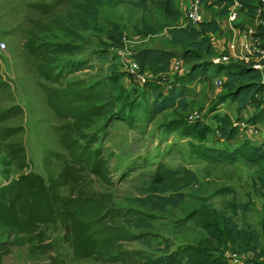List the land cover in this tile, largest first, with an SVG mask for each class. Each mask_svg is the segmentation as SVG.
<instances>
[{"label": "rangeland", "instance_id": "rangeland-1", "mask_svg": "<svg viewBox=\"0 0 264 264\" xmlns=\"http://www.w3.org/2000/svg\"><path fill=\"white\" fill-rule=\"evenodd\" d=\"M191 2L175 0L173 19L152 4L144 9L130 0H0V264H138L169 251L184 254L180 264H197L187 261L189 247L223 258L236 251L240 264L264 261V161H213L200 147L261 140L264 120L255 121L254 132L242 130L227 141L214 114L249 118L260 111L263 97L238 110L223 84L194 77L185 107L154 112L150 88L129 70L139 47L181 49L170 42L168 28L187 23ZM200 6L205 16L224 15L222 0ZM241 18L242 30L252 16L242 9ZM115 25L122 44L111 38ZM230 36L221 27L212 36L214 53L203 57L238 61L227 50ZM58 43L72 50L55 52ZM77 61L82 67L72 69ZM46 68L52 77L43 73ZM187 68L175 58L168 71L141 72L162 78ZM261 70L264 76V62ZM75 81L100 91L101 105L77 130L72 117L57 115L47 99L50 89ZM159 166L188 168L177 176L189 183L166 191L183 194L176 205L144 201ZM41 189L53 201L51 217L26 204ZM79 199L100 205L93 227L82 228L107 236L96 239L93 249L80 247L74 236L68 208Z\"/></svg>", "mask_w": 264, "mask_h": 264}, {"label": "trees", "instance_id": "trees-1", "mask_svg": "<svg viewBox=\"0 0 264 264\" xmlns=\"http://www.w3.org/2000/svg\"><path fill=\"white\" fill-rule=\"evenodd\" d=\"M198 1L200 4L206 2L207 5L211 6L220 0ZM222 1L225 3V6H223L221 12L226 13L232 0ZM130 2L144 9L148 8L149 4H152L163 10L171 18L176 19L178 17L175 0H130ZM240 2L241 10L246 9L248 15L252 16L256 0H240ZM220 30V22L214 17L201 19L196 24L187 22L185 25H173L168 28L169 39L173 45L180 46V50L157 46H143L134 50L132 56L140 71L145 68L168 71L171 61L175 58L188 63V68L183 72L162 78H146L145 83L153 95L152 110L154 112H161L176 105L185 107L189 83L194 77L204 80L212 78L215 75L222 76V84L227 88L225 97L235 101L238 110L246 108L257 97H262L264 76L260 68L252 66L250 62L243 59L230 62H213L209 58L203 57L202 53L209 55L214 53L215 46L212 36ZM111 38L118 44H122L116 25L113 27ZM262 45H264V40L262 41ZM52 49L55 52H69L72 50L64 43H58ZM72 67V69L81 68L82 63L77 61L74 65L72 63ZM43 71L44 74H47V68ZM47 75L52 77V74ZM114 81L118 83L117 78ZM99 95L100 91H97L92 86L80 85L79 81H75L68 86L50 89L47 93V99L57 115L72 117L73 120L70 125L77 130L87 125L91 117L99 113L101 105L96 103ZM214 117L218 122L220 137L224 140L232 141L239 137L241 131L244 130L240 125V121L244 120L245 122L255 124V121L264 120V102L260 111L249 118H236L232 120L226 114H214ZM200 147L202 155L213 161L233 162L239 157H243L245 160L253 163L264 161V137L257 142H251L247 138H244L240 143L231 148L207 144H203ZM181 171H188V168L179 167L173 169L165 166L157 167L150 181L151 191L144 198V201L146 203L151 202L153 207H163L165 204L176 205L181 201L183 199L181 192L166 194V191L169 189L178 190L189 183L188 181L185 183L180 182L183 176H177V174ZM261 187L264 188V177L261 178ZM45 193L42 189L36 190L32 193L35 195L34 203L26 200V204L36 210H43L47 217H51L55 213L52 207L53 201ZM261 195L264 197L263 191H261ZM39 199H42L43 203H37ZM69 207L68 211H70L74 236L79 246H87L89 249H93L94 245L92 243L101 237V232L96 230L95 235H92L90 232L87 234L86 230L82 231V228L93 227L92 222L95 218L101 216L102 213L96 215L100 209L99 203L81 201L79 199L70 203ZM227 225L230 229L236 231L237 225L231 218H227ZM132 236L129 235V237ZM106 237L100 239L105 240ZM252 237L256 240L253 234ZM81 251H87V249L81 248ZM185 252L188 255L187 261L189 262L197 264H230L226 258L218 254L197 252L192 247L186 248ZM259 254L262 255L263 252L260 251ZM183 255V253L178 251L163 252L154 257H146L144 260H140L138 264H180L184 259ZM112 257L115 258V256ZM259 264H264V261H260Z\"/></svg>", "mask_w": 264, "mask_h": 264}, {"label": "built area", "instance_id": "built-area-1", "mask_svg": "<svg viewBox=\"0 0 264 264\" xmlns=\"http://www.w3.org/2000/svg\"><path fill=\"white\" fill-rule=\"evenodd\" d=\"M202 19V10L198 0H192L186 9V20L188 23L196 24ZM229 30L231 32L230 39L227 44V50L235 57L250 62L254 67L262 69L264 62V45H262V33H264V0H256L254 11L252 14V22L245 23L240 32L241 39L238 41L234 33V28L242 22L241 18V2L240 0H232L226 12ZM5 47L4 42H0V50ZM175 68L178 66L175 64ZM129 70L136 75L138 80L145 82L146 77L138 69L134 58L129 63ZM264 79V78H263ZM223 78L217 75L213 78L215 85H221ZM264 102V91L262 93ZM240 125L244 130L255 131L254 124L240 121ZM226 259L230 264H240V256L236 251H230L226 255Z\"/></svg>", "mask_w": 264, "mask_h": 264}, {"label": "crops", "instance_id": "crops-1", "mask_svg": "<svg viewBox=\"0 0 264 264\" xmlns=\"http://www.w3.org/2000/svg\"><path fill=\"white\" fill-rule=\"evenodd\" d=\"M210 17V16H209ZM208 16H205V14L203 13V11H202V19H207V18H209ZM214 18H216V19H218V21L220 22V26L223 28V26H224V28L227 30V31H229L230 32V30H229V23H228V21H227V19H226V13H224V15L221 17V18H217L216 16H213ZM242 30L241 29H239L238 27H235L234 28V33H235V36L237 37V39H238V41L240 42V39H241V35H240V32H241ZM214 34H216V33H214ZM167 48H169V47H167ZM214 78V77H213Z\"/></svg>", "mask_w": 264, "mask_h": 264}]
</instances>
